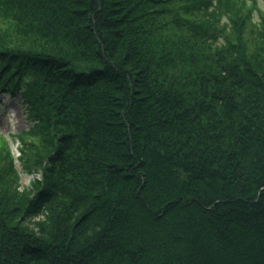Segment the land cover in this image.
Segmentation results:
<instances>
[{"label":"trees","instance_id":"16d2710c","mask_svg":"<svg viewBox=\"0 0 264 264\" xmlns=\"http://www.w3.org/2000/svg\"><path fill=\"white\" fill-rule=\"evenodd\" d=\"M0 264H264V0H0Z\"/></svg>","mask_w":264,"mask_h":264},{"label":"rangeland","instance_id":"374dc122","mask_svg":"<svg viewBox=\"0 0 264 264\" xmlns=\"http://www.w3.org/2000/svg\"><path fill=\"white\" fill-rule=\"evenodd\" d=\"M262 0H259L261 4ZM32 123L29 119L28 109L23 98L4 94L0 99V139H4L13 156L15 167L19 174V185L17 189L20 192L29 190L31 184L42 178L40 172H26L18 160L20 152L18 149L19 142L12 138L13 135L20 134L30 130Z\"/></svg>","mask_w":264,"mask_h":264}]
</instances>
